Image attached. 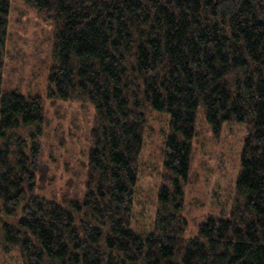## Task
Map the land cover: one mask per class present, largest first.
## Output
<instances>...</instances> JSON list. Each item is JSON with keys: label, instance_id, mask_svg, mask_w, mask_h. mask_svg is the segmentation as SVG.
<instances>
[{"label": "trees", "instance_id": "1", "mask_svg": "<svg viewBox=\"0 0 264 264\" xmlns=\"http://www.w3.org/2000/svg\"><path fill=\"white\" fill-rule=\"evenodd\" d=\"M54 26L46 98L91 104L84 198L36 193L45 99L4 86L0 0V264H264V0H23ZM199 111L246 125L220 217L186 236ZM151 113L166 117L148 228L134 227Z\"/></svg>", "mask_w": 264, "mask_h": 264}, {"label": "rangeland", "instance_id": "2", "mask_svg": "<svg viewBox=\"0 0 264 264\" xmlns=\"http://www.w3.org/2000/svg\"><path fill=\"white\" fill-rule=\"evenodd\" d=\"M53 33V24L43 14L23 0H11L4 86L45 99L47 119L36 193L59 202L80 201L84 198L95 110L91 104L46 98ZM167 127L165 116L151 113L135 189L133 222L139 229L148 228L154 215ZM245 135V124L231 123L216 136L199 111L185 192L184 217L189 222L186 236H196L207 217H220L221 210L230 203Z\"/></svg>", "mask_w": 264, "mask_h": 264}]
</instances>
